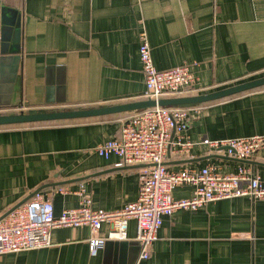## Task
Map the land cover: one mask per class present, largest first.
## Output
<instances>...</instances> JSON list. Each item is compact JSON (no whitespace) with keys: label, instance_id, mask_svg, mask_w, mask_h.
<instances>
[{"label":"crops","instance_id":"1","mask_svg":"<svg viewBox=\"0 0 264 264\" xmlns=\"http://www.w3.org/2000/svg\"><path fill=\"white\" fill-rule=\"evenodd\" d=\"M143 31L159 71L188 65L198 77L178 97L264 77V0H0V114L147 100ZM187 110L194 157L171 148L169 170L215 166L233 175L246 167L264 183V147L243 162L200 144L264 135V87ZM142 112L1 126L0 217L41 189L56 217L85 197L94 210L110 212L135 202L143 165L105 159L95 149L118 139L123 123ZM193 192L179 187L173 196ZM112 229L105 224L97 234L107 240L95 254L90 227H61L50 247L2 254L0 264H264V199H224L164 217L147 260L140 259L135 220L127 240H109Z\"/></svg>","mask_w":264,"mask_h":264},{"label":"built area","instance_id":"2","mask_svg":"<svg viewBox=\"0 0 264 264\" xmlns=\"http://www.w3.org/2000/svg\"><path fill=\"white\" fill-rule=\"evenodd\" d=\"M146 81L148 99L159 101L180 96L195 87L199 79L188 65L159 71L153 61L146 31L141 33L139 49ZM191 117L189 110L156 107L125 121L118 139L98 145L95 152L105 159L117 156L124 165H147L141 169V188L138 199L119 211L94 210L92 201L85 197L76 209L55 216L51 199L37 193L33 199L0 221V255L48 248L52 233L61 227L91 229L92 254L104 248L107 239L97 237L105 224L112 226L109 240L128 239L129 222H137V241L141 247V260H147L158 240L164 217L180 210L198 211L208 204L224 199L251 197L264 199V183L246 167L237 174H223L215 166L201 170L171 171L166 158L171 148L181 157L193 158L196 144L186 136ZM209 152L226 153L229 157L246 161L264 147V135L210 140L200 143ZM194 189L191 197L175 199L179 187ZM84 189L78 192L83 195Z\"/></svg>","mask_w":264,"mask_h":264},{"label":"water","instance_id":"3","mask_svg":"<svg viewBox=\"0 0 264 264\" xmlns=\"http://www.w3.org/2000/svg\"><path fill=\"white\" fill-rule=\"evenodd\" d=\"M262 87H264V77L205 95L187 96V97H169V98L160 99L159 101L153 99H147L145 101H140L136 103L101 107L95 109H81V110H70V111H46V110L31 109L28 112L22 111L18 114H7V115L0 114V127L85 119V118L99 117V116H106L113 114L145 111L152 108H156L158 106L165 108L189 109L202 104L226 99ZM143 167H147V165H143ZM41 190L37 191L33 196H35ZM30 199L31 197L24 200L19 205H17L7 213H5L2 217H0V221L6 218L10 213H12L17 208L23 206Z\"/></svg>","mask_w":264,"mask_h":264},{"label":"trees","instance_id":"4","mask_svg":"<svg viewBox=\"0 0 264 264\" xmlns=\"http://www.w3.org/2000/svg\"><path fill=\"white\" fill-rule=\"evenodd\" d=\"M180 96H186V94L184 93V94H182V95H180ZM171 97H178V96H171ZM176 109V108H175ZM177 109H185V110H187L188 108H177ZM144 112V111H143ZM4 114V113H3ZM7 114H18V113H5V115H7Z\"/></svg>","mask_w":264,"mask_h":264}]
</instances>
